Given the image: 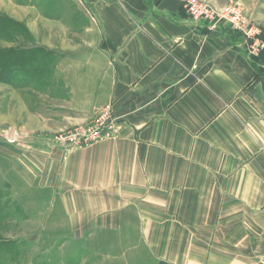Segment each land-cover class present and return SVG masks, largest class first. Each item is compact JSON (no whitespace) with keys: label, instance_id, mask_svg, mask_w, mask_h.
Returning a JSON list of instances; mask_svg holds the SVG:
<instances>
[{"label":"crops","instance_id":"0c3cea01","mask_svg":"<svg viewBox=\"0 0 264 264\" xmlns=\"http://www.w3.org/2000/svg\"><path fill=\"white\" fill-rule=\"evenodd\" d=\"M52 1L47 16L35 0H0L25 38L0 40L3 52L34 55L46 80L0 85L31 127L91 122L107 107L119 124L62 176L47 156L34 166L67 237L136 240L158 263L264 264V50L251 56L232 28L192 22L182 0Z\"/></svg>","mask_w":264,"mask_h":264},{"label":"rangeland","instance_id":"374dc122","mask_svg":"<svg viewBox=\"0 0 264 264\" xmlns=\"http://www.w3.org/2000/svg\"><path fill=\"white\" fill-rule=\"evenodd\" d=\"M35 1L38 6L42 4V11L45 15H53L50 10L53 9L54 1ZM196 1L209 5L218 3L220 4L218 7L233 4L240 10L244 19L249 21L250 27L245 28V31L250 30L251 36L260 31L258 39L264 44L261 30L264 21L263 17L259 19L258 16V14L264 16V0ZM185 2L186 0H182L183 9ZM41 23L43 25L47 22L42 21ZM221 25L232 28L224 20L215 22V27ZM237 33L245 39L244 34ZM34 34L37 39L49 43L50 34L48 32L39 30ZM21 37L16 35L13 25L9 26L7 20L0 17V40L18 39L23 42L25 38L21 40ZM57 42L63 46L61 32L57 34ZM4 48L5 46L0 43L1 82H5L2 80L5 76V80H22L23 84L28 87L32 84H36L39 88L45 86L44 81L46 80L39 79L41 70L35 65L37 58L34 55L14 57L7 63L4 57L5 54H9L3 52ZM35 54L40 55V53ZM25 64L27 66L24 67ZM21 65L23 68H18ZM23 84L19 83L25 86ZM34 98L36 95L30 94L26 100L32 103ZM23 108L18 93H15L9 86L0 85V264H166L149 259L136 240L122 241L96 237L71 239L67 237L66 224L57 213L59 208L44 205V201L51 197V193L47 190L39 191L32 185L34 166L41 168V161L44 157L49 158L47 169L51 168V174L59 172L62 176L67 160L71 163V158L75 153L108 138L100 134L95 135L93 132L88 136L87 141L82 138V135L91 129L92 122L97 120L102 109L92 114L91 122L44 124L39 120L37 122L42 127H31L28 118L32 117L25 113ZM111 127L116 133L118 126L112 125ZM114 133L112 132V136ZM71 137L76 140L74 144L70 142ZM56 140L62 142L64 148L60 147ZM54 146L61 149L62 152L58 153L61 158L58 155V158L52 159L54 149L51 148ZM7 150L13 151L17 157L9 155ZM35 176L39 177V175ZM78 177L77 174L76 179ZM65 185H71V178L68 183L66 181ZM41 199L43 200L40 201ZM51 210L54 211L53 215H49Z\"/></svg>","mask_w":264,"mask_h":264},{"label":"built area","instance_id":"2783aa9c","mask_svg":"<svg viewBox=\"0 0 264 264\" xmlns=\"http://www.w3.org/2000/svg\"><path fill=\"white\" fill-rule=\"evenodd\" d=\"M207 4V3H206ZM197 2L196 0H186L184 4L185 14L194 23H208L211 29L215 28V22L224 20L229 23L232 29L236 32H240L245 35V39L250 41L248 46V52L251 56L256 55L260 51L264 50V44L258 39L260 31L255 33L253 36L250 35V30L245 31V28L250 27L249 21L244 19L240 10L233 4L229 3L222 7L217 5L207 4ZM241 15V18H239ZM215 20V21H212ZM254 39H257L256 41ZM111 109L109 107L103 108L102 112L99 114L97 120L92 122L93 126L88 129L82 138L85 141L88 140V136L93 132L95 135L100 134L104 137H111L112 132L114 133L113 126H119L117 118L111 115ZM76 140L71 137L70 142L74 144ZM56 142L60 147L64 146L60 141Z\"/></svg>","mask_w":264,"mask_h":264},{"label":"trees","instance_id":"16d2710c","mask_svg":"<svg viewBox=\"0 0 264 264\" xmlns=\"http://www.w3.org/2000/svg\"><path fill=\"white\" fill-rule=\"evenodd\" d=\"M8 56V61L10 62L11 60H12V58H14V57H18L19 55H16V54H10L9 53V55H7ZM20 57V56H19ZM0 80H1V78H0Z\"/></svg>","mask_w":264,"mask_h":264}]
</instances>
